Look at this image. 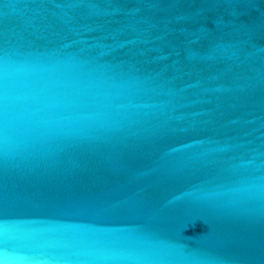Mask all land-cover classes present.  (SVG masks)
Instances as JSON below:
<instances>
[{"label":"water","instance_id":"95a60500","mask_svg":"<svg viewBox=\"0 0 264 264\" xmlns=\"http://www.w3.org/2000/svg\"><path fill=\"white\" fill-rule=\"evenodd\" d=\"M0 264H264V0H0Z\"/></svg>","mask_w":264,"mask_h":264}]
</instances>
